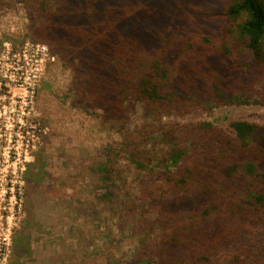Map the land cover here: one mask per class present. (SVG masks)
Instances as JSON below:
<instances>
[{
    "label": "trees",
    "instance_id": "16d2710c",
    "mask_svg": "<svg viewBox=\"0 0 264 264\" xmlns=\"http://www.w3.org/2000/svg\"><path fill=\"white\" fill-rule=\"evenodd\" d=\"M140 1L24 0L28 36L70 67L77 107L125 125L137 104L156 121L259 97L264 104V0H224L212 35L200 23L215 6L189 16L185 0H142L155 5L145 16L126 9ZM156 133L169 146L159 159L126 143L151 202L132 260L264 264V127L169 123ZM101 174L111 197V179Z\"/></svg>",
    "mask_w": 264,
    "mask_h": 264
},
{
    "label": "rangeland",
    "instance_id": "374dc122",
    "mask_svg": "<svg viewBox=\"0 0 264 264\" xmlns=\"http://www.w3.org/2000/svg\"><path fill=\"white\" fill-rule=\"evenodd\" d=\"M184 4L188 16L215 6L200 27L220 32L226 1ZM134 5L126 9L144 16L155 8ZM29 24L24 0H0V264H136L139 218L151 202L127 147L159 159L169 146L157 127L169 123L210 122L227 132L238 120L264 127V104L259 97L161 121L137 104L125 125L106 122L102 111L74 104L70 67L31 41Z\"/></svg>",
    "mask_w": 264,
    "mask_h": 264
}]
</instances>
